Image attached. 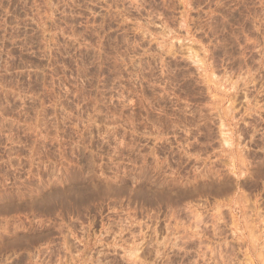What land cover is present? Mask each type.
<instances>
[{
	"label": "rangeland",
	"instance_id": "obj_1",
	"mask_svg": "<svg viewBox=\"0 0 264 264\" xmlns=\"http://www.w3.org/2000/svg\"><path fill=\"white\" fill-rule=\"evenodd\" d=\"M0 264H264V0H0Z\"/></svg>",
	"mask_w": 264,
	"mask_h": 264
}]
</instances>
